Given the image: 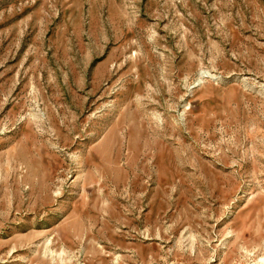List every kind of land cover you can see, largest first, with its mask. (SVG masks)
<instances>
[{
    "label": "rangeland",
    "instance_id": "rangeland-1",
    "mask_svg": "<svg viewBox=\"0 0 264 264\" xmlns=\"http://www.w3.org/2000/svg\"><path fill=\"white\" fill-rule=\"evenodd\" d=\"M0 264H264V0H0Z\"/></svg>",
    "mask_w": 264,
    "mask_h": 264
}]
</instances>
